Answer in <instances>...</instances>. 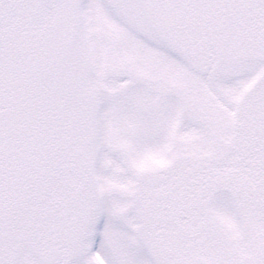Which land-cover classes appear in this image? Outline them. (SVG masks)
<instances>
[{
    "label": "snow or ice",
    "instance_id": "1",
    "mask_svg": "<svg viewBox=\"0 0 264 264\" xmlns=\"http://www.w3.org/2000/svg\"><path fill=\"white\" fill-rule=\"evenodd\" d=\"M0 264H264V0H0Z\"/></svg>",
    "mask_w": 264,
    "mask_h": 264
}]
</instances>
